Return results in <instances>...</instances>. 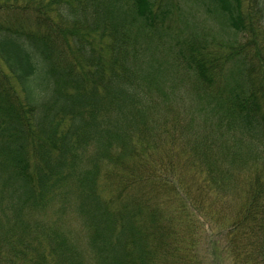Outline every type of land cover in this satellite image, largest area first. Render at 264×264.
<instances>
[{
	"label": "trees",
	"instance_id": "obj_1",
	"mask_svg": "<svg viewBox=\"0 0 264 264\" xmlns=\"http://www.w3.org/2000/svg\"><path fill=\"white\" fill-rule=\"evenodd\" d=\"M208 1L0 0V264H264V0Z\"/></svg>",
	"mask_w": 264,
	"mask_h": 264
},
{
	"label": "rangeland",
	"instance_id": "obj_2",
	"mask_svg": "<svg viewBox=\"0 0 264 264\" xmlns=\"http://www.w3.org/2000/svg\"><path fill=\"white\" fill-rule=\"evenodd\" d=\"M176 9L175 16H180L182 19V29L184 26L189 28L188 33L198 32L199 34H207L208 36L218 37L219 30L210 18V13L207 11L209 1L207 0H173ZM203 1L204 3H200ZM186 21L188 24L186 25Z\"/></svg>",
	"mask_w": 264,
	"mask_h": 264
}]
</instances>
